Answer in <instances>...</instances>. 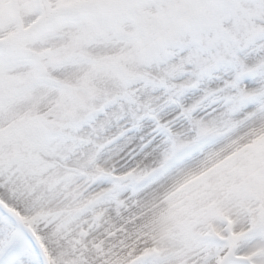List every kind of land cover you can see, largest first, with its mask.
I'll return each instance as SVG.
<instances>
[{
	"label": "snow or ice",
	"instance_id": "1",
	"mask_svg": "<svg viewBox=\"0 0 264 264\" xmlns=\"http://www.w3.org/2000/svg\"><path fill=\"white\" fill-rule=\"evenodd\" d=\"M0 264H264V0H0Z\"/></svg>",
	"mask_w": 264,
	"mask_h": 264
}]
</instances>
